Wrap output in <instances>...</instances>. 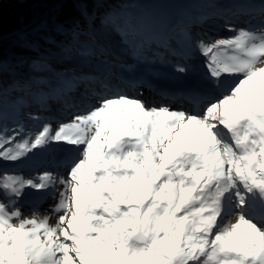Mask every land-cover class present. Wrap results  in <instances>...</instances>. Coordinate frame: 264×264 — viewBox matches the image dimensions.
Segmentation results:
<instances>
[{
  "label": "snow or ice",
  "instance_id": "1",
  "mask_svg": "<svg viewBox=\"0 0 264 264\" xmlns=\"http://www.w3.org/2000/svg\"><path fill=\"white\" fill-rule=\"evenodd\" d=\"M46 2L55 10L14 34L21 53L7 59L0 20V88L53 50L104 58L92 41L105 27L138 31L102 12V0ZM182 38L207 58V79L185 90L189 111L104 83L85 114L58 129L45 124L20 142L0 134V160L55 143L65 169L38 180L0 175V264H264V28L208 43L185 26ZM58 185L55 224L24 215L27 189Z\"/></svg>",
  "mask_w": 264,
  "mask_h": 264
},
{
  "label": "rangeland",
  "instance_id": "2",
  "mask_svg": "<svg viewBox=\"0 0 264 264\" xmlns=\"http://www.w3.org/2000/svg\"><path fill=\"white\" fill-rule=\"evenodd\" d=\"M241 1L133 0L122 15L117 18L131 20L137 26L138 31L136 34L126 37L118 27L108 26L101 29L99 31L101 36L99 37L102 38L97 37L92 43L94 45L98 44L107 50L108 55L104 58H100L95 54H87L65 62L63 58L68 54V49L56 53L52 52L51 56L45 58L49 62L46 61V64H44L47 68L59 71L57 72L60 75L59 77H52L51 80L55 79L52 85L47 84L44 85L45 87L38 85L37 88L30 89L18 84V89H24L23 92L15 90L12 95L4 96L5 94H3L2 97L0 95V134L16 136L15 142H20L25 138H34L42 131L45 124L50 125L53 129H58L61 123L71 122L73 118L70 119L68 114L58 115L61 117L60 119L57 117L52 118L51 111L53 109L36 107L38 105L37 100L40 97L44 99L43 95L48 94H50V99L53 98L52 101H55L54 99H67V94L63 93L62 85L72 84L78 77L97 69V73L111 72L114 76L117 75L116 79L120 75V77L122 75L136 77L138 81L142 80L138 77L152 78L164 87L176 85L183 91L187 86H182L178 80L170 79L173 74L176 77L178 74H182L185 81L190 85L204 83L207 79V76H205L207 73V58L194 44L189 46L184 43L182 30L187 26L195 37L211 43L216 39L234 38L235 33L241 28L249 30L264 28V14L262 16L259 10L256 14H253L254 17L244 16L240 19V17L233 16L234 14L230 15L229 10L232 8L241 7L240 9H242L243 5L237 6ZM247 1L244 0L243 3L245 4ZM253 3L257 9H264L262 8L264 7L262 6L264 0H255ZM247 18L253 21L250 22ZM175 53L179 54L174 55ZM231 54V50L221 53V55ZM178 65L186 67V71H189L177 72ZM135 66L137 67L134 68ZM165 74L169 75L166 76ZM26 75L31 78L34 74L26 73ZM225 77L229 80L235 79L234 76L227 73ZM40 78L39 73L37 80ZM187 79L192 82L189 83ZM28 81L26 79V82ZM126 81L122 78V81L118 82V88L121 91L128 92L130 96L141 93L139 89L137 92H130L125 86ZM31 90L33 95L23 94L25 91L29 92ZM34 90L36 93H34ZM75 90L80 91V87ZM75 95L73 93L72 97H75ZM140 98L143 99L144 97L140 95ZM146 99L148 103L156 107L169 103V100L163 101L162 98L153 96L152 91L149 98L146 97ZM55 103L51 102L49 107L55 109ZM83 109L85 108H80V110ZM177 109L182 110L181 108ZM62 151L60 145L53 143L45 149L33 150L19 161L0 160V175L15 174L26 179L38 180V177L45 171H57V163L62 156ZM39 195L40 192L30 188L25 191L23 199L19 202L24 215L31 212V210L38 209L37 205H43V199L39 198Z\"/></svg>",
  "mask_w": 264,
  "mask_h": 264
},
{
  "label": "trees",
  "instance_id": "3",
  "mask_svg": "<svg viewBox=\"0 0 264 264\" xmlns=\"http://www.w3.org/2000/svg\"><path fill=\"white\" fill-rule=\"evenodd\" d=\"M131 2H133V0H102L101 11L107 12L117 18L122 15ZM0 6H2L0 7V20H2L3 32L2 51L3 56L6 59L10 58L14 53H21V50L13 43L14 34L25 25L45 18L55 10L53 5L46 2V0H0ZM84 40L86 39L84 38ZM86 46V44L83 45L85 48ZM69 49L71 52L66 55L67 60H71L73 57L79 55L78 48ZM33 63L36 67L25 66L21 69V71L24 74H34L32 77L37 78L39 73L42 72V69L46 67L44 66V64H46V60H34ZM20 80L23 81L22 78H20ZM10 85L11 82L6 84L5 87L0 88L1 97L4 92H8Z\"/></svg>",
  "mask_w": 264,
  "mask_h": 264
},
{
  "label": "bare ground",
  "instance_id": "4",
  "mask_svg": "<svg viewBox=\"0 0 264 264\" xmlns=\"http://www.w3.org/2000/svg\"><path fill=\"white\" fill-rule=\"evenodd\" d=\"M229 12H230V14H237L238 15V13H237V9L236 8H232L231 10H229ZM247 15V14H246ZM249 16H250V14H249ZM150 23V22H149ZM151 23H153V22H151ZM156 27H158V26H156ZM163 27V26H162ZM161 27V28H162ZM160 33V32H159ZM147 35V34H146ZM148 37V36H147ZM177 52V51H176ZM154 54V53H153ZM179 54V53H178ZM178 54H174V55H178ZM170 55V54H169ZM173 55V54H172ZM184 55V54H183ZM185 56V55H184ZM176 57V56H175ZM157 63L159 62L158 60L156 61ZM168 64H169V62H168ZM174 66V65H173ZM137 66H135L134 68H136ZM140 70H141V68H140ZM191 70V69H190ZM189 71V70H188ZM188 71H186V72H188ZM171 79H175V80H179L180 81V83H182L184 86H189V87H191V86H193V85H189L188 83H187V81H185V78L182 76V74H178L177 75V77H176V75L175 74H173L172 76H171ZM188 80V79H187ZM189 81V80H188ZM109 87H111V88H113V84H112V82L111 81H109L108 82V84H107ZM149 90H148V88L146 87L145 88V94H147V95H149ZM159 95V93H157L156 92V94L154 93V95L153 96H158ZM168 96H170V95H168ZM160 97H163V99L162 100H166V96L165 95H160ZM176 96L174 95V97L171 99V100H174V101H177L178 100V98H175ZM176 104H178V105H180V102H177ZM168 105H172V104H168ZM53 114H56V113H53ZM36 115V114H35ZM57 115V114H56ZM77 115V114H76ZM75 116V115H74ZM73 116V117H74ZM72 117V118H73ZM58 125V124H57ZM60 126V125H59ZM55 170V169H54ZM56 172H59V173H61V174H64V172H65V169L64 168H62V167H58L57 168V171ZM34 174V173H33ZM32 174V175H33ZM61 190V186H57V188H55V189H53V190H51V191H48V192H40V195H39V197H41L42 199H43V201H42V203H43V205L42 206H40V205H37V207H38V209H35V210H31V212H29V213H26L25 214V216H28V217H30L33 213H37L38 215H40V216H44V215H49L50 217H51V220H50V223H52V224H55V222H56V215L54 214V213H52L51 212V209H52V207L57 203V201H58V199H59V196H58V192ZM33 192V191H32ZM48 195V196H47ZM46 197V198H45ZM28 200V199H27ZM26 200V201H27ZM39 201V200H38ZM40 202V201H39ZM25 212H26V210H25ZM227 220H234V217H227L226 218V222H227ZM58 255H59V253H58Z\"/></svg>",
  "mask_w": 264,
  "mask_h": 264
}]
</instances>
